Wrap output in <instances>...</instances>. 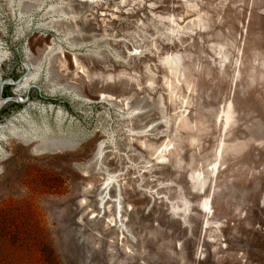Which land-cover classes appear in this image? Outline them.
<instances>
[{"label":"rangeland","instance_id":"374dc122","mask_svg":"<svg viewBox=\"0 0 264 264\" xmlns=\"http://www.w3.org/2000/svg\"><path fill=\"white\" fill-rule=\"evenodd\" d=\"M2 81L0 264H264V0H0Z\"/></svg>","mask_w":264,"mask_h":264},{"label":"bare ground","instance_id":"6f19581e","mask_svg":"<svg viewBox=\"0 0 264 264\" xmlns=\"http://www.w3.org/2000/svg\"><path fill=\"white\" fill-rule=\"evenodd\" d=\"M49 8L51 9V10H53V9H55V6L54 5H50L49 6ZM63 13V10L62 9H60L59 10V14L61 15ZM37 71V70H36ZM34 75H35V72H33V73H31V75L30 76H32V77H34ZM26 77H28V76H26ZM35 78V77H34ZM26 79V78H25ZM29 79V78H28ZM25 82V81H24ZM23 83V82H22ZM25 83H27V82H25ZM131 111V110H130ZM227 120V119H226ZM225 122V121H224ZM226 124V123H225ZM14 127V126H13ZM17 129V126L16 127H14V129ZM13 129V128H12ZM144 130V129H143ZM17 131V130H16ZM15 133V132H14ZM165 145V144H164ZM166 146V145H165ZM215 165V164H214ZM212 168V167H211ZM199 174H200V172H199ZM199 174H197V173H194V176H198L199 177ZM107 180H110V179H112V176L110 175V176H108L107 178H106ZM115 179V178H114ZM196 179V178H195ZM197 180V179H196ZM208 207H209V198H208V196H205L202 200H201V208H202V210H204L205 212L207 211V209H208ZM117 218V217H116Z\"/></svg>","mask_w":264,"mask_h":264},{"label":"water","instance_id":"95a60500","mask_svg":"<svg viewBox=\"0 0 264 264\" xmlns=\"http://www.w3.org/2000/svg\"><path fill=\"white\" fill-rule=\"evenodd\" d=\"M13 83H16V81H13ZM2 85H3V81L0 82V106L6 101H19L13 96H3L2 95Z\"/></svg>","mask_w":264,"mask_h":264},{"label":"trees","instance_id":"16d2710c","mask_svg":"<svg viewBox=\"0 0 264 264\" xmlns=\"http://www.w3.org/2000/svg\"><path fill=\"white\" fill-rule=\"evenodd\" d=\"M9 94V91L5 89L4 96H7Z\"/></svg>","mask_w":264,"mask_h":264}]
</instances>
